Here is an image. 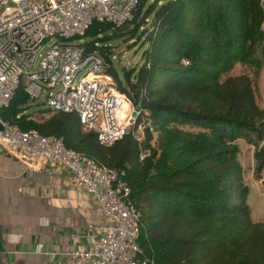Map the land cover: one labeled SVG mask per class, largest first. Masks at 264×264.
Returning <instances> with one entry per match:
<instances>
[{
    "label": "trees",
    "instance_id": "16d2710c",
    "mask_svg": "<svg viewBox=\"0 0 264 264\" xmlns=\"http://www.w3.org/2000/svg\"><path fill=\"white\" fill-rule=\"evenodd\" d=\"M131 12L126 28L109 33L108 23L93 21L80 43L105 56L115 88L153 132L143 129L138 141L130 128L101 145L73 111L42 107L36 110L48 115L32 118L21 85L0 115L123 171L139 212L136 241L144 264H264V218L250 217L235 142L243 135L252 145L258 178L264 171V102H256L255 91L264 64V0H136ZM139 24L138 39L146 41L140 63L122 66L120 77L110 63L112 44L103 40H124ZM236 62L251 66V74L227 73ZM139 143L150 149L143 159Z\"/></svg>",
    "mask_w": 264,
    "mask_h": 264
},
{
    "label": "built area",
    "instance_id": "2783aa9c",
    "mask_svg": "<svg viewBox=\"0 0 264 264\" xmlns=\"http://www.w3.org/2000/svg\"><path fill=\"white\" fill-rule=\"evenodd\" d=\"M135 2L0 0V109L21 85L31 102L42 96L44 107L75 112L81 128L93 130L101 145L130 128L138 141L143 129L153 132L150 122L137 120L141 110L115 88L105 56L80 43L93 21L108 23L110 32L127 26ZM50 35L54 40L39 52ZM0 145L18 159L65 167L72 185L91 195L95 214L102 219L75 247L47 250L42 264H144L136 241L139 212L122 170L96 164L65 146L59 136L20 129L1 115ZM149 154L150 149L139 143L138 158Z\"/></svg>",
    "mask_w": 264,
    "mask_h": 264
},
{
    "label": "crops",
    "instance_id": "0c3cea01",
    "mask_svg": "<svg viewBox=\"0 0 264 264\" xmlns=\"http://www.w3.org/2000/svg\"><path fill=\"white\" fill-rule=\"evenodd\" d=\"M66 173L58 163L37 165L0 145V264H42L47 250H69L84 241L91 229L68 224V188L63 198L51 193L54 187L66 186L68 175L61 179ZM72 190L76 204L82 206L88 197L95 207L82 187L73 185ZM93 213L96 225L102 219Z\"/></svg>",
    "mask_w": 264,
    "mask_h": 264
},
{
    "label": "rangeland",
    "instance_id": "374dc122",
    "mask_svg": "<svg viewBox=\"0 0 264 264\" xmlns=\"http://www.w3.org/2000/svg\"><path fill=\"white\" fill-rule=\"evenodd\" d=\"M146 4L147 1L144 3V6ZM148 18L149 17H147L146 19ZM142 24L146 26L147 22H142ZM142 24H139L136 27L135 32L124 40H122L121 37H108L107 39L103 40V42L112 44V46H108L111 64L113 65L120 77H122V66L126 68H136L140 63V52L141 49L146 45V41L142 42L141 39H138L137 35V33H139L142 29ZM105 32L109 33L110 31L108 30ZM53 40V35H50L48 38H46L42 42V46L39 49V52L43 51L44 48L47 47ZM251 72V66L239 62L234 63L233 66L227 71V73L229 74L246 73L248 75H250ZM255 99L259 105H262L264 102V64L262 65L259 71L257 89L255 91ZM42 107H44L43 99L42 96H40L36 98L32 102V104L27 107V111L35 110L30 113V116L38 120L48 115L46 111L36 110L37 108ZM175 124L181 128L191 131L203 129L202 126L197 125L193 122H175ZM235 142L238 146L237 156L242 167L243 182L248 186L246 202L250 207V217L252 220H259L264 218V171H261L259 177L256 178L252 173L254 164V159L252 157V145L246 141L243 135L236 137ZM150 143L152 146L155 145L154 134L152 139L150 140ZM67 175L68 182L66 186L54 187L51 193L52 195H57L63 198L66 196V188H68V196H66V198L70 197V206L67 211L69 217L68 224L74 229L86 227L92 230L95 226L93 213L94 208L92 206V202L88 197H85L83 205L81 206L80 204L78 205L72 200V198L74 197V195L71 196V190L73 189V185L70 182L69 173L63 175L61 179H65ZM72 192L74 193L73 190Z\"/></svg>",
    "mask_w": 264,
    "mask_h": 264
},
{
    "label": "bare ground",
    "instance_id": "6f19581e",
    "mask_svg": "<svg viewBox=\"0 0 264 264\" xmlns=\"http://www.w3.org/2000/svg\"><path fill=\"white\" fill-rule=\"evenodd\" d=\"M122 106L125 108L127 107V102L125 103V101L123 102Z\"/></svg>",
    "mask_w": 264,
    "mask_h": 264
},
{
    "label": "water",
    "instance_id": "95a60500",
    "mask_svg": "<svg viewBox=\"0 0 264 264\" xmlns=\"http://www.w3.org/2000/svg\"><path fill=\"white\" fill-rule=\"evenodd\" d=\"M127 26H123L122 28H126Z\"/></svg>",
    "mask_w": 264,
    "mask_h": 264
}]
</instances>
